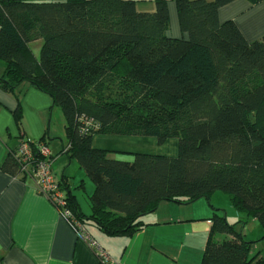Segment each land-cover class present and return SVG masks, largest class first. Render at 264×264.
<instances>
[{
	"label": "trees",
	"instance_id": "16d2710c",
	"mask_svg": "<svg viewBox=\"0 0 264 264\" xmlns=\"http://www.w3.org/2000/svg\"><path fill=\"white\" fill-rule=\"evenodd\" d=\"M169 1L188 40L167 35ZM234 1L0 0V89L15 94L30 84L51 98L63 113L66 143L48 163L60 155L76 160L94 186L86 216L67 178L59 181L77 234L79 223L86 232L132 237L162 203L223 193L259 223L264 242V36L250 42L234 21L220 22V9ZM143 3L154 10H139ZM13 115L21 129L20 103ZM97 134L153 137L160 145L175 138L179 154L114 159L93 147ZM20 139L0 169L32 180L48 140ZM23 143L32 154L27 163ZM214 211L201 264H264L262 252L252 251L260 241L245 240L242 222L231 225Z\"/></svg>",
	"mask_w": 264,
	"mask_h": 264
},
{
	"label": "crops",
	"instance_id": "0c3cea01",
	"mask_svg": "<svg viewBox=\"0 0 264 264\" xmlns=\"http://www.w3.org/2000/svg\"><path fill=\"white\" fill-rule=\"evenodd\" d=\"M139 10L151 12L154 4H140ZM168 12V37L188 40V35L181 31L174 1H169ZM219 20L221 23L234 21L248 41L259 40L264 36V1L252 5L248 0H236L220 9ZM41 46V42L32 44L36 56ZM3 71L0 63V77ZM19 103L23 110L21 129L13 115ZM52 113L51 98L30 84L23 85L15 94L0 89V166L10 150L17 148L22 136L33 142L45 137L50 152L55 155L61 151L66 143L65 135L53 130ZM92 145L113 153L112 158L119 160H131L133 154L169 158L179 154V145L173 139L160 147L153 137L94 136ZM73 163L74 160L65 155L58 156L52 163V171L59 169L61 178L56 179L57 173H53L55 179L75 178L70 171ZM80 171V182L85 189L87 177L81 167ZM70 180L72 185L69 182L68 187L72 195L83 214L89 216L91 209L84 207L80 200L79 183L75 186L73 179ZM92 187L90 195L94 191L93 184ZM215 198H218L217 193L209 203L219 210L220 197L217 203ZM162 205L168 209L161 211L160 205L155 213L144 218L149 226L132 237L108 236L95 227H87L88 235L109 258L107 264H201L213 225L211 212L202 207L181 208L186 205L176 203ZM0 264H101V261L97 251L77 234L51 201L38 192L34 181L12 177L0 169Z\"/></svg>",
	"mask_w": 264,
	"mask_h": 264
},
{
	"label": "rangeland",
	"instance_id": "374dc122",
	"mask_svg": "<svg viewBox=\"0 0 264 264\" xmlns=\"http://www.w3.org/2000/svg\"><path fill=\"white\" fill-rule=\"evenodd\" d=\"M52 114L53 115L51 116V119H52L53 130L55 131V133H58V135L59 134L65 135V119H64L63 113L61 112V110L59 108L56 107L53 110ZM95 136L101 137V136H117V135L97 134ZM123 137L140 138L141 136H123ZM142 138H146V137H142ZM173 140H175L177 142V144L179 145V140L178 139L174 138ZM164 144L160 145L158 143V145L160 147L163 146ZM70 171H71V173H73V175L75 174V176H76L75 178H73V176H70L71 177L70 179H73L72 181H73L74 185L76 183H80L81 171H80V166H79V164L77 163L76 160H74L73 166L70 169ZM78 172H79V174H78ZM53 173H57V175H55L56 179H60L61 178V174L59 172V169L57 170V168H56V170ZM67 179H68V183L70 182L71 185H72L71 180L69 178H67ZM86 180L87 181H86V184H85L86 185L85 189L80 188L79 191L81 190V192H79V194H80V200H81L82 205L84 207H86V208H88V207L90 208L89 197H90V193H91V188H93V187H92V183L89 181V179L86 178ZM73 191H75V188H74ZM217 196H218V198L220 197L219 203L217 204V205H219L217 208L220 210V214L224 215V217L227 220V223H230L231 225H235V224H238L239 222L240 223L242 222L241 224H238L237 231L238 232H242L243 234L245 233L243 237L245 238V240H247L249 242L260 241V242L256 243V245H254V246H257V248H253L252 251L255 252V253L258 252V251H261L262 254H261V256L259 258H264V242H261L262 237H263V233H262V230L260 229L261 227H260L259 223L256 222L255 220H252V219L248 220L247 217L244 214L239 213L232 206V204L230 202V199L225 194L217 193ZM218 198H215V202H216V200ZM211 203L213 204V202H211ZM162 204H170V203L165 202V203H162ZM162 204H161V208L159 207L161 211L164 208L168 209V207H166V205H162ZM173 205L174 204H172V206ZM192 206H194L196 208H199V209H201V207L205 208V211L209 210L211 212L212 217L214 215V212H215L214 209L211 207V204L205 198L199 199L196 202L188 204V205H186L184 207H181V208H187V207L190 208ZM242 217H243V219H242ZM243 222H245V225L243 224ZM259 258L256 261H258Z\"/></svg>",
	"mask_w": 264,
	"mask_h": 264
},
{
	"label": "built area",
	"instance_id": "2783aa9c",
	"mask_svg": "<svg viewBox=\"0 0 264 264\" xmlns=\"http://www.w3.org/2000/svg\"><path fill=\"white\" fill-rule=\"evenodd\" d=\"M21 155L24 156L23 163L31 161L32 154L29 148V145L23 143L21 144ZM39 153L41 155V161L37 163L35 169L32 170V180L35 183V186L38 192L48 198L51 203L60 211L63 212V217H72L70 211L67 209V202L65 193L59 185L53 175L51 165L48 163V158L51 154L50 150L45 145H39ZM27 168L30 169V165H27ZM76 227L79 228L82 236L89 244L93 250L97 251L101 264H107L109 258L99 247L96 241H94L85 229L79 224H76Z\"/></svg>",
	"mask_w": 264,
	"mask_h": 264
}]
</instances>
